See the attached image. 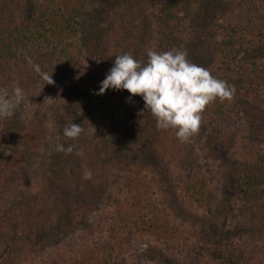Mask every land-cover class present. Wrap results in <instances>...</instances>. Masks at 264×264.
<instances>
[{"label": "trees", "instance_id": "obj_1", "mask_svg": "<svg viewBox=\"0 0 264 264\" xmlns=\"http://www.w3.org/2000/svg\"><path fill=\"white\" fill-rule=\"evenodd\" d=\"M196 3L211 36L196 64L234 85L235 97L210 104L199 134L180 143L175 129L156 127L142 96L96 93L115 56L131 53L146 63L149 49L182 50ZM36 64L54 84L34 71ZM14 86L24 99L11 118L0 117V264L21 263L47 247L42 264H129L124 254L143 241L138 237L167 243L171 231L182 259L149 246L157 264H258L264 0H0V90L11 94ZM50 122L59 142L76 149H54L45 166L47 155L39 152ZM71 122L85 129L76 140L63 136ZM232 149L224 182L213 185L201 153L222 158ZM85 168L91 180L82 179ZM148 181L164 193L167 209L186 219L184 240L157 208Z\"/></svg>", "mask_w": 264, "mask_h": 264}, {"label": "clouds", "instance_id": "obj_2", "mask_svg": "<svg viewBox=\"0 0 264 264\" xmlns=\"http://www.w3.org/2000/svg\"><path fill=\"white\" fill-rule=\"evenodd\" d=\"M26 59L29 64L33 63L30 57ZM33 67L47 84H54L52 76L42 72L38 64ZM109 88L142 96L144 108L155 118L156 127L175 129L180 143H188L199 134L203 113L210 104L217 99L231 102L235 97L234 85L213 76L207 68L190 61L186 50L177 48L164 52L149 49L146 63L131 53L115 56L114 66L96 94L102 95ZM23 99V89L19 86H14L11 94L6 89L0 90V117L11 118ZM84 131L81 125L71 122L64 127L63 136L76 140ZM56 140V152L72 154L76 149L75 144L65 147L60 143L59 135ZM75 154L82 156L83 151L76 150ZM82 179L91 180V170L85 168Z\"/></svg>", "mask_w": 264, "mask_h": 264}, {"label": "rangeland", "instance_id": "obj_3", "mask_svg": "<svg viewBox=\"0 0 264 264\" xmlns=\"http://www.w3.org/2000/svg\"><path fill=\"white\" fill-rule=\"evenodd\" d=\"M198 5L199 4H197V3L195 4L196 10L198 9ZM197 11H198L197 16H192V18H190V20L187 21V23H186L187 26H186L185 35L183 38L184 43L181 47L182 50L187 51L188 59L194 63L199 62V60H200L199 57H202L205 55L207 40L211 38L210 35L205 33L207 24L206 23L204 24L202 21V18L204 17L203 11H201V10H197ZM151 18H152V16H149L146 24H149L151 22V20H150ZM87 19H88V21H90L89 18H87ZM199 23L204 24V27L201 26ZM50 101H51L52 105L54 106L55 98L49 100L48 102H50ZM120 117L121 118L127 117V113L122 111L120 113ZM51 119L53 121L52 117H51ZM54 122H56V120ZM54 122L53 123L50 122L51 124H49V127H47V135H46L45 139L43 140V143L45 144V146H42L40 148V152H39V154L47 155L45 157V160H46L45 163H47L45 166H47L48 162H50L49 156L51 155V153L55 149L54 144H55V136L57 135V133H56V131L53 130L54 125H55ZM52 133H53V135H51ZM233 150L234 149H232L231 152L228 153L227 155H223L222 156L223 159L217 155L204 154V155L209 156V157L214 156L216 158L214 160H211L210 158L208 159V158H206V156L204 157L203 153H201V156L203 157L201 159L202 160L201 164L203 166L202 172H206V175L208 176V178L211 181H213L212 182L213 185H216V184L220 185V184H222L221 182H224L226 174H227V170H228V164H231L230 162L233 159V153H232V152H234ZM147 180H149V179L147 178ZM148 182L147 183L151 187V190L153 192L152 198L154 199L155 202H157L156 203L157 208L164 212L163 213L164 216H168V214L170 215L171 224H174L175 226L178 227L177 229H180L184 232V234L180 238V240H184L185 236H189L188 232H186L188 230L185 229V221L184 220H186V219L181 214H179V212H177L175 209L174 210L167 209L166 204L164 202V198H163L164 193L162 191L161 192L159 191L160 188L158 186H154V185L152 186V185H150V181H148ZM106 212H111V208L106 209ZM196 212H200V211H196ZM101 213L103 214L102 211H100L96 214H93L91 216V218L95 219ZM168 235H169V238L170 237L172 238V240L176 237V234L173 233L172 231L169 232ZM137 236H139V235H137ZM140 237H138V238L140 240H143V241L142 242L141 241L133 242L132 251L124 254V258L129 264H157L155 261H153V258H151L152 254H156V252H154L155 250L153 251L152 248H157V252L162 251L164 254L167 253L168 255L174 254V256L177 259H179V260L182 259L179 254L183 253V250L180 251V253H178L177 251L179 250V248L173 249V247H175L174 245L176 243H172V240L167 241V243H165V239H158V238L156 239L155 236H152V235H149L146 238H140ZM260 237L258 234V238H260ZM139 239H137V240H139ZM260 239H263V240L259 241V239H258L257 242H259L260 248L262 249V252L258 255L257 260H258V264H264V262H263V260H264V253H263L264 252V235ZM191 242H193L192 239L187 240V243H191ZM149 246L152 248L149 249ZM46 249L49 250L50 248L47 247ZM46 252H43V250H42L41 253H37L36 256L33 258L23 257L21 259V261H22L21 263L15 262V263H7V264H42L41 261H42V259L46 258V254H45ZM63 252L64 253H62V254H65L66 251H63Z\"/></svg>", "mask_w": 264, "mask_h": 264}]
</instances>
